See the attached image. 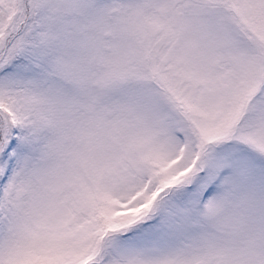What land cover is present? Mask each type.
<instances>
[{"label":"snow or ice","instance_id":"1","mask_svg":"<svg viewBox=\"0 0 264 264\" xmlns=\"http://www.w3.org/2000/svg\"><path fill=\"white\" fill-rule=\"evenodd\" d=\"M0 264H264V0H0Z\"/></svg>","mask_w":264,"mask_h":264}]
</instances>
